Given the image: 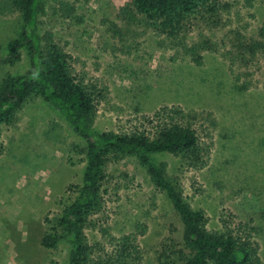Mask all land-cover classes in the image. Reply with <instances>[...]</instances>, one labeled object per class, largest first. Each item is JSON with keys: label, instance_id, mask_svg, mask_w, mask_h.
Instances as JSON below:
<instances>
[{"label": "rangeland", "instance_id": "1", "mask_svg": "<svg viewBox=\"0 0 264 264\" xmlns=\"http://www.w3.org/2000/svg\"><path fill=\"white\" fill-rule=\"evenodd\" d=\"M6 1L0 0V81L28 66L25 52L14 65L5 60L6 45L21 23ZM128 1L42 0L38 27L64 46L78 74L107 86L96 129L151 130L162 105L202 112L193 124L211 145L204 168L183 165L170 153L155 157L179 178L191 206L204 210L208 229L251 237L264 264V69L255 66L244 76L253 86L242 89L223 54L232 29L255 33L264 0H219L220 28L207 30L193 20L175 37L146 25L142 15L133 23L120 18ZM203 37L217 49L191 55L187 48ZM1 140L0 264H67V242L48 249L40 240L44 217L61 211L82 182L84 162L72 151L79 137L63 115L37 100L15 124L3 126ZM102 197V209L86 229L90 242L109 246L111 236L136 234L139 264H156L164 244L180 245L179 216L135 157L107 164Z\"/></svg>", "mask_w": 264, "mask_h": 264}, {"label": "trees", "instance_id": "2", "mask_svg": "<svg viewBox=\"0 0 264 264\" xmlns=\"http://www.w3.org/2000/svg\"><path fill=\"white\" fill-rule=\"evenodd\" d=\"M41 1H6L11 11L20 13L21 23L17 35L6 45L5 60L14 65L25 52L28 66L21 73H7L0 81V154L4 151L3 126L15 124L25 107L40 100L63 115L79 137L72 151L81 155L84 168L81 184L72 190L73 198L58 213L44 217L40 244L55 249L67 242V264H139L142 253L136 234L111 236L109 246L90 242L86 234L92 218L103 206L107 164L133 156L155 187L167 196L182 224L180 245L164 244L156 264H261L257 243L251 237L243 239L230 231L207 228L204 210L191 206L179 178L170 175L166 164L155 157L170 153L183 165L204 168L211 145L200 137L193 124L202 119V112L162 105L153 116L151 130L136 125L117 131L96 129L98 105L107 98L108 88L78 74L71 55L52 32L40 31ZM221 5L219 0H129L119 9L118 16L133 23L142 15L146 25L175 37L187 32L193 20L201 21L207 30L220 28ZM223 45L228 47L223 54L240 88L249 89L253 83L244 76L252 75L255 66L264 69V17L254 34L232 29ZM217 46L203 37L187 51L197 56L201 50H216ZM211 115L206 113L207 117Z\"/></svg>", "mask_w": 264, "mask_h": 264}]
</instances>
